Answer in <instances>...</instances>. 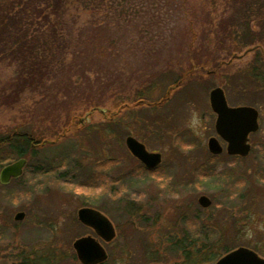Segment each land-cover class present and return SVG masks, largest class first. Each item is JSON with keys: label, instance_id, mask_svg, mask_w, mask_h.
<instances>
[{"label": "rangeland", "instance_id": "rangeland-1", "mask_svg": "<svg viewBox=\"0 0 264 264\" xmlns=\"http://www.w3.org/2000/svg\"><path fill=\"white\" fill-rule=\"evenodd\" d=\"M261 1L73 5L64 13L69 49L50 79L22 89L0 66V139L40 138L21 176L0 183V264H81L73 243L87 236L106 252L100 264H214L240 247L264 258ZM216 87L229 106L258 112L245 157L224 143L220 155L208 151ZM128 136L161 155L156 169L130 154ZM9 158L0 170L17 160ZM81 208L105 215L113 240L83 225Z\"/></svg>", "mask_w": 264, "mask_h": 264}, {"label": "trees", "instance_id": "trees-1", "mask_svg": "<svg viewBox=\"0 0 264 264\" xmlns=\"http://www.w3.org/2000/svg\"><path fill=\"white\" fill-rule=\"evenodd\" d=\"M106 1L111 5L114 0H0V66L13 69L12 86H39L63 66L69 49L64 17L68 7L85 6L99 11ZM261 2L258 17L264 34V0ZM45 25L48 27L43 28ZM245 32L250 35V39L244 37L245 41L253 42L252 35L257 34ZM36 141L40 138L30 131L9 132L0 139V151L4 152L0 154V164L10 162V154L17 159L33 156ZM20 263L30 262L24 258Z\"/></svg>", "mask_w": 264, "mask_h": 264}, {"label": "water", "instance_id": "water-1", "mask_svg": "<svg viewBox=\"0 0 264 264\" xmlns=\"http://www.w3.org/2000/svg\"><path fill=\"white\" fill-rule=\"evenodd\" d=\"M209 103L212 111L216 114L215 132L226 142L228 155L245 157L250 150L248 135L258 130L257 111L246 106L229 107L224 92L219 87L209 92ZM125 144L128 151L145 167L154 169L160 164L161 155L148 152L145 146L135 138L128 136L125 139ZM207 147L213 155L222 152V147L215 137L208 139ZM25 166L26 160L24 158L5 165L0 170V183L7 184L11 179L20 177ZM198 201L203 208L210 205V200L206 196H200ZM77 215L79 221L93 229L103 241L110 242L115 237L111 222L99 211L92 208H81L78 210ZM23 217L24 213L18 212L14 219L19 221ZM73 248L81 264H100L107 257L100 243L90 236L75 240ZM215 264H264V259L260 258L255 252L240 247L222 256Z\"/></svg>", "mask_w": 264, "mask_h": 264}, {"label": "flooded vegetation", "instance_id": "flooded-vegetation-1", "mask_svg": "<svg viewBox=\"0 0 264 264\" xmlns=\"http://www.w3.org/2000/svg\"><path fill=\"white\" fill-rule=\"evenodd\" d=\"M227 104H228V102H227ZM231 107V106H230ZM233 107H237V106H233ZM216 133V132H215ZM217 135V134H216ZM217 139H218V142H219V144H220V146H222L221 145V143H224L225 144V150L227 149V144H226V142L224 141V140H222L218 135H217ZM248 143H249V141H248ZM249 145H250V143H249ZM226 153H227V150H226ZM228 154V153H227ZM220 155V154H219ZM216 156H218V155H216ZM230 156H232V155H230ZM233 156H239V155H233ZM241 157V156H240ZM200 197V196H199ZM199 197L197 198V204H199ZM100 240H102L101 238H99ZM103 241V240H102ZM261 258V257H260ZM262 259H264V258H262Z\"/></svg>", "mask_w": 264, "mask_h": 264}]
</instances>
